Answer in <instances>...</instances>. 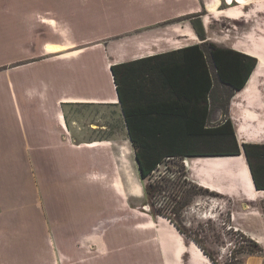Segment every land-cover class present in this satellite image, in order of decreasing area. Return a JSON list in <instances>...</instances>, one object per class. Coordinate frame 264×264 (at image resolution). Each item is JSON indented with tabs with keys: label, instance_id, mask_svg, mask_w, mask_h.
I'll return each mask as SVG.
<instances>
[{
	"label": "crops",
	"instance_id": "crops-1",
	"mask_svg": "<svg viewBox=\"0 0 264 264\" xmlns=\"http://www.w3.org/2000/svg\"><path fill=\"white\" fill-rule=\"evenodd\" d=\"M214 1H0V264H201L196 244L138 209L143 181L110 67L201 46L187 19L198 14L206 42L226 48L220 20L246 7L220 0L210 12ZM226 49L257 59L228 104L241 153L183 164L261 239L264 157L254 179L242 144L264 146V55Z\"/></svg>",
	"mask_w": 264,
	"mask_h": 264
},
{
	"label": "trees",
	"instance_id": "trees-1",
	"mask_svg": "<svg viewBox=\"0 0 264 264\" xmlns=\"http://www.w3.org/2000/svg\"><path fill=\"white\" fill-rule=\"evenodd\" d=\"M187 19L203 41L201 46L110 67L141 181L150 178L166 159L236 157L241 153L228 104L245 86L257 60L206 42L199 14ZM212 107L224 116L214 126L209 124ZM242 150L255 179L252 159L264 157V146L242 144ZM156 189L149 184L146 192Z\"/></svg>",
	"mask_w": 264,
	"mask_h": 264
},
{
	"label": "rangeland",
	"instance_id": "rangeland-1",
	"mask_svg": "<svg viewBox=\"0 0 264 264\" xmlns=\"http://www.w3.org/2000/svg\"><path fill=\"white\" fill-rule=\"evenodd\" d=\"M217 1L220 2V0L214 2ZM225 2L229 6L235 4L228 0ZM238 5L246 7L242 11V16L239 15L242 18L234 21L232 25L223 19L220 20L223 29L218 26V39L223 47L232 48L236 45L252 50L254 55L263 56L264 0H250ZM210 9L211 6L208 7V11ZM229 25L230 30L227 28ZM2 31L0 22V38ZM2 61L3 53L0 49V64ZM217 91L220 93L221 89L218 88ZM1 120L6 122L5 118ZM222 120H224L222 112L212 107L209 124L214 126ZM186 176L187 171L182 160H164L152 176L142 182L144 190L138 203L139 211L145 212L143 208L146 207L149 215L156 220L164 219L167 223L177 226L187 245L201 246L214 262L212 263L204 254L203 256L198 253L201 264H264V224L261 225V239H253L243 230L246 225L253 228H247L248 230H255L260 224H243L240 220L236 222L239 224H233L230 200L189 183ZM149 184L155 185L157 189L147 193L146 188ZM263 204L264 201L261 203L264 210ZM260 241L263 243H259Z\"/></svg>",
	"mask_w": 264,
	"mask_h": 264
},
{
	"label": "bare ground",
	"instance_id": "bare-ground-1",
	"mask_svg": "<svg viewBox=\"0 0 264 264\" xmlns=\"http://www.w3.org/2000/svg\"><path fill=\"white\" fill-rule=\"evenodd\" d=\"M230 3H237V4H245L246 2H249L250 0H228ZM220 6V2L217 1L215 2L212 6H211V9H210V12H214L218 7ZM49 50H51L52 48H48ZM184 161V160H183ZM185 164L188 166V162H187V159L184 161Z\"/></svg>",
	"mask_w": 264,
	"mask_h": 264
}]
</instances>
